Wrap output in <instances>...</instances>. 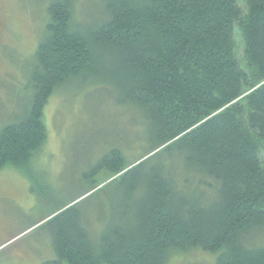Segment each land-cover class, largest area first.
<instances>
[{
    "label": "trees",
    "instance_id": "trees-1",
    "mask_svg": "<svg viewBox=\"0 0 264 264\" xmlns=\"http://www.w3.org/2000/svg\"><path fill=\"white\" fill-rule=\"evenodd\" d=\"M77 1L46 8L29 106L0 130V170L30 167L49 98L77 78L137 113L149 146L130 161L106 145L91 190L121 189L101 235L62 206L47 220L55 258L41 264H168L196 252L264 264V0H94L86 19Z\"/></svg>",
    "mask_w": 264,
    "mask_h": 264
},
{
    "label": "rangeland",
    "instance_id": "rangeland-1",
    "mask_svg": "<svg viewBox=\"0 0 264 264\" xmlns=\"http://www.w3.org/2000/svg\"><path fill=\"white\" fill-rule=\"evenodd\" d=\"M94 2L78 0L77 14L86 19L88 13H96ZM49 3L0 0V130L21 119L29 106V76ZM237 4L244 9L243 0ZM234 39L240 60L241 42L237 34ZM89 78H77L49 98L42 117L46 142L30 167L0 170V264H41L54 259V226L46 218L71 201L70 206L77 205L80 222L99 238L109 202H116L121 184L91 190L93 183L103 180L94 167L106 145L128 150L130 161L149 146L147 128L137 113L110 106L106 92ZM261 156L264 160L263 152ZM258 236L256 241H264V230ZM168 264H214V258L196 252L172 256Z\"/></svg>",
    "mask_w": 264,
    "mask_h": 264
},
{
    "label": "bare ground",
    "instance_id": "bare-ground-1",
    "mask_svg": "<svg viewBox=\"0 0 264 264\" xmlns=\"http://www.w3.org/2000/svg\"><path fill=\"white\" fill-rule=\"evenodd\" d=\"M70 204H72V203H68V205H66L65 207H63V209H65L66 207L70 206ZM57 213H58V212H55L54 214L49 215V217L46 218V219L49 220L51 217H53V216L56 215Z\"/></svg>",
    "mask_w": 264,
    "mask_h": 264
},
{
    "label": "crops",
    "instance_id": "crops-1",
    "mask_svg": "<svg viewBox=\"0 0 264 264\" xmlns=\"http://www.w3.org/2000/svg\"><path fill=\"white\" fill-rule=\"evenodd\" d=\"M64 206H66V205H64ZM54 213H55V211H54L52 214H54ZM48 217H49V216H48ZM48 217H47V218H48Z\"/></svg>",
    "mask_w": 264,
    "mask_h": 264
}]
</instances>
